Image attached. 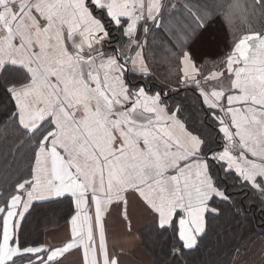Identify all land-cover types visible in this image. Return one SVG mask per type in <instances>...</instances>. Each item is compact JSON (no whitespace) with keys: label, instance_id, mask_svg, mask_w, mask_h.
<instances>
[{"label":"snow or ice","instance_id":"1","mask_svg":"<svg viewBox=\"0 0 264 264\" xmlns=\"http://www.w3.org/2000/svg\"><path fill=\"white\" fill-rule=\"evenodd\" d=\"M256 207L264 0H0V264H188Z\"/></svg>","mask_w":264,"mask_h":264},{"label":"trees","instance_id":"2","mask_svg":"<svg viewBox=\"0 0 264 264\" xmlns=\"http://www.w3.org/2000/svg\"><path fill=\"white\" fill-rule=\"evenodd\" d=\"M165 71V68H159L162 76ZM172 71L175 69L173 68ZM182 97H184L183 92L175 99L180 100ZM184 103L190 106L194 105L195 102L191 93L188 94ZM60 217L61 210L53 206V210L47 216L33 218L31 222L33 238L43 242L44 233L48 228L65 224ZM244 244L253 249L247 264H253V262L260 264L261 259H264V254L261 253V246L264 245V216L260 215L258 207L248 211L244 216L222 219L219 226L214 227L205 237L200 248L191 252L186 260L188 264H232L234 249ZM146 256L150 261L149 264H152L153 260L157 264H163V261L169 259L167 248L159 246L151 255Z\"/></svg>","mask_w":264,"mask_h":264},{"label":"crops","instance_id":"3","mask_svg":"<svg viewBox=\"0 0 264 264\" xmlns=\"http://www.w3.org/2000/svg\"><path fill=\"white\" fill-rule=\"evenodd\" d=\"M151 37H149V41H151ZM157 53V57H159V50L153 49ZM157 62H159V59H157ZM66 236V225L61 226H54L48 228L44 233V241H47L48 243L52 244H58L60 243ZM111 240V236H110ZM143 260L145 261V264H149L150 261L146 255H144ZM71 259V258H70Z\"/></svg>","mask_w":264,"mask_h":264}]
</instances>
